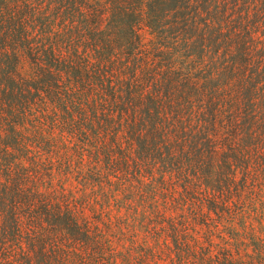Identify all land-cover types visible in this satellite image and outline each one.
<instances>
[{"label":"trees","instance_id":"obj_1","mask_svg":"<svg viewBox=\"0 0 264 264\" xmlns=\"http://www.w3.org/2000/svg\"><path fill=\"white\" fill-rule=\"evenodd\" d=\"M0 264H264V0H0Z\"/></svg>","mask_w":264,"mask_h":264},{"label":"rangeland","instance_id":"obj_2","mask_svg":"<svg viewBox=\"0 0 264 264\" xmlns=\"http://www.w3.org/2000/svg\"><path fill=\"white\" fill-rule=\"evenodd\" d=\"M71 183V184H70ZM75 184H77L76 179H74L73 177L71 178V180L69 179V181L65 182V186L67 188L71 187L74 188ZM79 187H81L80 184H78ZM73 190V189H72ZM77 194H81V191H78Z\"/></svg>","mask_w":264,"mask_h":264}]
</instances>
